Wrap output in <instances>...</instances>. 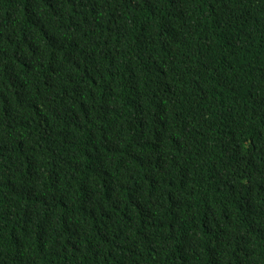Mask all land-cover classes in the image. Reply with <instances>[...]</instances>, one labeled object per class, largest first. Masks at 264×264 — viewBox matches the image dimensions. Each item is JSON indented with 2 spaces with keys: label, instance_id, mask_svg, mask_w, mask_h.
<instances>
[{
  "label": "trees",
  "instance_id": "16d2710c",
  "mask_svg": "<svg viewBox=\"0 0 264 264\" xmlns=\"http://www.w3.org/2000/svg\"><path fill=\"white\" fill-rule=\"evenodd\" d=\"M0 264H264V0H0Z\"/></svg>",
  "mask_w": 264,
  "mask_h": 264
}]
</instances>
